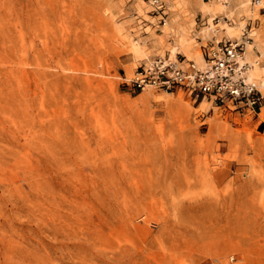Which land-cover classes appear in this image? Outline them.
Returning <instances> with one entry per match:
<instances>
[{"label": "rangeland", "instance_id": "rangeland-1", "mask_svg": "<svg viewBox=\"0 0 264 264\" xmlns=\"http://www.w3.org/2000/svg\"><path fill=\"white\" fill-rule=\"evenodd\" d=\"M163 2L0 0V264H264V118L122 84L247 30L264 94V12Z\"/></svg>", "mask_w": 264, "mask_h": 264}, {"label": "built area", "instance_id": "built-area-1", "mask_svg": "<svg viewBox=\"0 0 264 264\" xmlns=\"http://www.w3.org/2000/svg\"><path fill=\"white\" fill-rule=\"evenodd\" d=\"M215 1L223 5L233 2ZM244 1L264 12V0ZM151 4L164 12L163 0H151ZM222 19L228 21L229 18L223 15ZM219 20L216 18V22ZM249 40L247 30H243L236 38L210 40L203 45L199 61L183 54L147 57L134 67L130 75L122 76V84L134 92L148 87L166 92L180 90L193 101L209 99L217 107L239 115L258 114L264 103V94L256 79L250 75L252 65L246 58Z\"/></svg>", "mask_w": 264, "mask_h": 264}, {"label": "bare ground", "instance_id": "bare-ground-1", "mask_svg": "<svg viewBox=\"0 0 264 264\" xmlns=\"http://www.w3.org/2000/svg\"><path fill=\"white\" fill-rule=\"evenodd\" d=\"M211 1H213V0H211ZM241 4H245V2H242ZM200 55H201V53H200ZM200 58H201V56H200ZM250 75H251V69H250ZM261 81H262L261 84L264 85V77L261 78ZM145 89H149V87L145 88ZM145 89H143V90H145ZM164 92H166V91H164ZM202 102L203 101H201L200 103H202ZM259 114L261 115L262 118H264V109H262V111H260Z\"/></svg>", "mask_w": 264, "mask_h": 264}, {"label": "crops", "instance_id": "crops-1", "mask_svg": "<svg viewBox=\"0 0 264 264\" xmlns=\"http://www.w3.org/2000/svg\"><path fill=\"white\" fill-rule=\"evenodd\" d=\"M201 56V55H200Z\"/></svg>", "mask_w": 264, "mask_h": 264}]
</instances>
